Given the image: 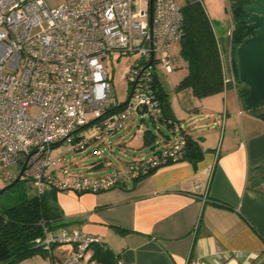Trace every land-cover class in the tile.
I'll use <instances>...</instances> for the list:
<instances>
[{
    "label": "built area",
    "instance_id": "built-area-1",
    "mask_svg": "<svg viewBox=\"0 0 264 264\" xmlns=\"http://www.w3.org/2000/svg\"><path fill=\"white\" fill-rule=\"evenodd\" d=\"M142 4L65 0L50 8L46 0H0V168L20 173L25 167L23 179L34 183L37 196L51 190L97 194L119 187V171L100 178L68 174L59 148L68 144L75 145L74 151L85 150L90 140H82L95 129L100 132L95 141L121 132L131 119L126 108L133 103L136 111L146 108L152 119L163 116L158 70L167 75L176 70L173 47L184 33L183 6L177 0H153L151 19L150 0ZM127 54L139 59L127 74L132 92L121 106L104 62ZM229 55L232 76H225V84L236 86L231 45ZM35 109L38 114L32 116ZM186 141L184 134L175 135L171 145L131 163L128 173L138 177L181 162ZM98 165L113 167L104 160ZM43 227L45 236L35 244L44 251L52 254L55 246L75 245L74 254L57 264H88L89 250L101 244L94 235L63 231L55 236ZM216 256L224 259L221 252ZM115 264L125 263L115 256Z\"/></svg>",
    "mask_w": 264,
    "mask_h": 264
},
{
    "label": "crops",
    "instance_id": "crops-1",
    "mask_svg": "<svg viewBox=\"0 0 264 264\" xmlns=\"http://www.w3.org/2000/svg\"><path fill=\"white\" fill-rule=\"evenodd\" d=\"M184 78L173 99L166 91L180 127L153 147L185 134L198 142L200 161H181L138 181L127 173L119 187L97 194L56 191L57 228L101 240L88 264H102L94 258L99 247L113 254L114 264L115 256L125 264H264V120L244 109L237 89L199 99L190 88L177 90ZM189 116L198 117L196 124L183 129ZM55 248L19 264H57L75 252V245L70 252Z\"/></svg>",
    "mask_w": 264,
    "mask_h": 264
},
{
    "label": "trees",
    "instance_id": "trees-1",
    "mask_svg": "<svg viewBox=\"0 0 264 264\" xmlns=\"http://www.w3.org/2000/svg\"><path fill=\"white\" fill-rule=\"evenodd\" d=\"M252 2L253 0H227L226 3L227 12L233 20L234 27L232 35L229 36L228 48L231 45L236 86L241 84L237 49L249 36L254 34V30L240 23V20L244 15V7ZM182 12L184 33L180 41L179 55L187 63L189 73L179 83L177 90L190 88L195 97L199 99L223 93L231 85L225 84L224 53L220 39L215 33L201 0L186 2L182 7ZM156 88L163 112V116L157 120L164 123L169 129L176 128L175 126L179 124L173 120L169 95L161 81L158 82ZM237 93L243 103V99L250 94V88L242 84L241 87H237ZM250 111L264 120V106L253 108ZM168 121H171L172 125H169ZM185 137L187 141L182 161H200L203 152L198 142L187 135ZM157 138L150 130L146 131L143 137L144 146L154 150L153 146ZM101 167L103 166L94 165L95 169ZM159 169L161 168L133 177L135 181H138L154 174ZM13 181L14 179L11 183ZM56 191H48L43 196L36 195L27 202L12 207L5 213H0V264H19L35 255L47 254L41 247L36 246L35 241L45 236L43 224L49 231L60 226L62 217L56 205ZM113 257V254L104 248L99 247L95 250L94 258H97L102 264H114Z\"/></svg>",
    "mask_w": 264,
    "mask_h": 264
},
{
    "label": "rangeland",
    "instance_id": "rangeland-1",
    "mask_svg": "<svg viewBox=\"0 0 264 264\" xmlns=\"http://www.w3.org/2000/svg\"><path fill=\"white\" fill-rule=\"evenodd\" d=\"M177 1L184 6L186 2L193 0ZM46 2L50 8H57L61 6L65 0H46ZM136 2L143 3L142 6H144L145 0H136ZM202 4L213 24L217 37L220 39L222 51L224 53L223 65L225 76L231 77V56L228 53V33L234 27L226 9V2L225 0H202ZM180 47V44H176L173 47V53L177 55L175 72L167 75L161 67L158 70L159 79L165 90L170 93L172 99L175 95L174 89L176 84L187 75V65L179 55ZM226 52L227 54H225ZM138 59V54H127L121 56L119 60L113 59V57L110 56L108 60L104 62L111 79L113 97L121 106L127 103L130 98L132 88L127 81V74ZM233 75L235 76V73H233ZM242 84L243 83L239 84V86L231 84L229 87L237 89V87H241ZM136 108V103H133V107L128 105L126 108V110L130 112L131 119L128 121L126 128L121 132L113 136L103 135L101 140L95 141L93 140L94 137L100 132L98 129L92 130L84 140H82H90L89 145L83 151H74L75 145L71 146L66 144L61 146L58 153L64 154V164L68 169V174L100 178L111 176L119 171L122 173V177H124L128 175L127 173L131 163L143 158H149L152 155V152L149 147L144 146V133L150 130L157 137L164 138V136H171V130L161 121L150 118L149 114L138 115ZM37 114L38 110L35 109L32 112V116H36ZM178 115L184 117L185 113H179ZM196 118L198 117L189 116V120L183 122L181 127L186 129L189 127V124H196ZM98 150H101L104 153L102 157L96 155ZM102 160L111 162L113 167H101L95 169L94 165ZM18 175L19 171L16 168L1 167L0 190L11 184V181L13 179L15 180ZM36 195L37 190L34 183L30 180L23 179L16 187L6 191L0 196V213H5L8 209L25 203ZM61 231H63V228H56L52 230V233L53 235L55 233L60 235ZM73 248L74 245L70 243L58 245L55 248V252H70Z\"/></svg>",
    "mask_w": 264,
    "mask_h": 264
},
{
    "label": "water",
    "instance_id": "water-1",
    "mask_svg": "<svg viewBox=\"0 0 264 264\" xmlns=\"http://www.w3.org/2000/svg\"><path fill=\"white\" fill-rule=\"evenodd\" d=\"M243 12L240 23L254 30V34L237 49L240 82L250 88V94L243 99V106L250 111L264 106V0H253L244 7ZM150 14L152 19L153 0H150ZM137 113L144 115L147 109H138ZM24 172L25 167L11 184L0 190V196L20 183Z\"/></svg>",
    "mask_w": 264,
    "mask_h": 264
}]
</instances>
